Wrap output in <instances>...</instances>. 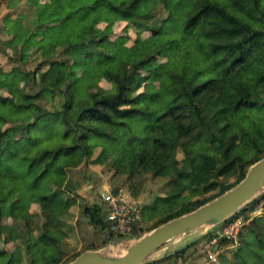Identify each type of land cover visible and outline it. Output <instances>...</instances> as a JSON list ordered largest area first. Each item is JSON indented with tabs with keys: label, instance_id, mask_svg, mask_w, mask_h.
<instances>
[{
	"label": "trees",
	"instance_id": "1",
	"mask_svg": "<svg viewBox=\"0 0 264 264\" xmlns=\"http://www.w3.org/2000/svg\"><path fill=\"white\" fill-rule=\"evenodd\" d=\"M2 1L1 21L14 15L29 34L11 55L0 47V236L7 217L1 242H13L9 252L1 246L8 256L0 264H60L69 253L59 225L68 217L103 233L89 249L109 234L122 238L106 231L99 192H75L73 168L101 160L127 181L141 171L164 179L155 206L181 205L135 226L131 234L141 235L219 196L264 156V0ZM94 14L125 22L119 37L83 27ZM161 54V97L148 99L138 90ZM117 150L125 154L113 158ZM259 203L264 211V192L221 223L244 221L236 241L218 238L231 248L232 261L221 256L222 264H264V222L246 215Z\"/></svg>",
	"mask_w": 264,
	"mask_h": 264
},
{
	"label": "rangeland",
	"instance_id": "2",
	"mask_svg": "<svg viewBox=\"0 0 264 264\" xmlns=\"http://www.w3.org/2000/svg\"><path fill=\"white\" fill-rule=\"evenodd\" d=\"M43 1V0H41ZM61 5H65L66 0H56ZM7 12V7L5 3L1 0L0 5V47L9 55L14 51V48L20 44L25 37L27 36L26 29L16 20L13 24H4L5 22L1 21V17ZM83 27L92 26L94 30H97L103 34H110L119 37L120 32L124 29L125 22H117L107 18H104L100 14H94L88 18ZM6 30L3 35L1 29ZM146 34L139 35V39H143ZM123 40L126 45L133 43V39L128 37H123ZM155 45H162L164 47V41L153 39L152 41ZM166 47H169L167 45ZM165 48V47H164ZM113 51V50H112ZM166 54L159 55V58L151 64L150 69L145 73L146 81L139 87L138 91H141L142 95L148 99H156L161 97V92L158 89V78L157 68L165 60ZM6 60L4 57L0 56V64L5 66ZM103 69H113L116 70V67L111 68L110 66L100 64ZM222 68V67H221ZM216 71L221 73L220 68ZM110 85V83L105 80L104 85ZM62 100L58 99L55 101V104H59ZM123 141V138L119 139ZM115 146V145H114ZM125 154V150H121L120 156ZM99 166V164H98ZM68 177L71 180V183L77 186V191L84 197L91 198V193L94 191L103 193L107 188L119 189L124 188L130 192L133 199H135L141 211V220L138 224V227L142 229L147 228L154 220L157 218L166 215L174 210H176L181 202H174L167 206H155V199L157 196H162L165 194L164 188V179L153 176L147 171H141L135 179L127 181L125 176H111V172L108 173L105 167H78L70 170ZM89 176V177H87ZM192 196H186L183 199V202L189 201L192 199ZM195 198V197H194ZM193 198V199H194ZM248 220L259 217L261 221L264 222V211L262 210V204L259 203L255 207H249L246 211ZM235 219H241V223L238 225L236 231H232L228 234L225 233L227 225L234 221ZM232 221L226 224H220L212 229H201L192 232L191 234L181 237L178 239L174 245L166 244L160 247L155 253H153L149 259H154L159 254H164L168 258L158 264H222L224 261L221 256L227 258V260L232 261L231 248L229 246H217V240L219 237L227 236L231 239H237V234L243 225L244 221L242 215H237ZM9 221L5 217L4 224L2 226V235L0 236V248L4 247L7 252L13 249V242L9 241L7 244H2V240L8 239ZM61 231L65 232V236L62 237V247L66 251L65 254L59 258V263H63L78 250L83 248L89 249L91 246H99V242L103 238V233L96 232L93 227H90L86 224L84 218L78 215V218H66V221L60 223ZM212 231L215 234L214 237L209 239L205 233ZM109 240H117V238H110ZM114 242V241H112ZM106 244V243H105ZM189 246L183 256L181 257H171V254L181 250L182 248ZM2 246V247H1ZM8 254H1L0 259L4 260ZM151 262V261H150Z\"/></svg>",
	"mask_w": 264,
	"mask_h": 264
},
{
	"label": "water",
	"instance_id": "3",
	"mask_svg": "<svg viewBox=\"0 0 264 264\" xmlns=\"http://www.w3.org/2000/svg\"><path fill=\"white\" fill-rule=\"evenodd\" d=\"M264 192V156L246 169L241 180L219 196L194 210L174 217L141 235L107 240L106 244L85 249L73 260L64 264H145L162 259L159 254L149 257L160 247L201 229H212ZM114 241V242H112Z\"/></svg>",
	"mask_w": 264,
	"mask_h": 264
},
{
	"label": "built area",
	"instance_id": "4",
	"mask_svg": "<svg viewBox=\"0 0 264 264\" xmlns=\"http://www.w3.org/2000/svg\"><path fill=\"white\" fill-rule=\"evenodd\" d=\"M101 199L108 208L106 231L122 237L132 236L131 232L141 220V211L138 202L133 199L130 192L124 188H107L101 193ZM240 223L241 219H235L227 225L225 233L236 231Z\"/></svg>",
	"mask_w": 264,
	"mask_h": 264
},
{
	"label": "crops",
	"instance_id": "5",
	"mask_svg": "<svg viewBox=\"0 0 264 264\" xmlns=\"http://www.w3.org/2000/svg\"><path fill=\"white\" fill-rule=\"evenodd\" d=\"M14 20L18 21V19L13 15V16L11 17V20L8 21V22H5L4 24H13V23H14ZM18 22L21 24L20 21H18ZM21 25H22V24H21ZM22 26H23V25H22ZM23 27H24V26H23ZM25 29H26V28H25ZM5 31H6V30L3 31L4 34H5ZM26 31H27V36H28L29 31H28L27 29H26ZM4 34H3V35H4ZM27 36H26V37H27ZM26 37H25V38H26ZM24 40H25V39H24ZM24 40H23V41H24ZM23 41H22V42H23ZM22 42H21V43H22ZM21 43H20V44H21ZM20 44H18L17 46H19ZM120 152H121L120 150H117V152L114 153V154L112 155V157H113V158H119V157H121L122 155L120 156ZM101 162H102V161L100 160V162L83 164V165H81L80 167H105L103 164H101ZM98 164H99V166H98ZM87 177H89V176H87ZM77 188H78V187L76 186L75 192H76L80 197H82V198H86V199H91V198L93 197L94 189L91 190V191H92L91 196H90L91 198H87V197H84V196H82L81 194H79L78 191H77ZM157 256H158V255H157Z\"/></svg>",
	"mask_w": 264,
	"mask_h": 264
}]
</instances>
